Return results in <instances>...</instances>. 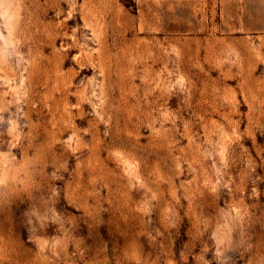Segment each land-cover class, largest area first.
<instances>
[{"label":"rangeland","instance_id":"1","mask_svg":"<svg viewBox=\"0 0 264 264\" xmlns=\"http://www.w3.org/2000/svg\"><path fill=\"white\" fill-rule=\"evenodd\" d=\"M0 264H264V0H0Z\"/></svg>","mask_w":264,"mask_h":264}]
</instances>
